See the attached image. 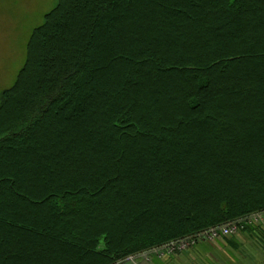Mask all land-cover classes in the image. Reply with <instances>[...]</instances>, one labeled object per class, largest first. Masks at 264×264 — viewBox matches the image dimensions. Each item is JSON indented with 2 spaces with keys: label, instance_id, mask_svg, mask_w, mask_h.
Here are the masks:
<instances>
[{
  "label": "trees",
  "instance_id": "1",
  "mask_svg": "<svg viewBox=\"0 0 264 264\" xmlns=\"http://www.w3.org/2000/svg\"><path fill=\"white\" fill-rule=\"evenodd\" d=\"M0 93V264H118L264 211V0H56Z\"/></svg>",
  "mask_w": 264,
  "mask_h": 264
},
{
  "label": "rangeland",
  "instance_id": "2",
  "mask_svg": "<svg viewBox=\"0 0 264 264\" xmlns=\"http://www.w3.org/2000/svg\"><path fill=\"white\" fill-rule=\"evenodd\" d=\"M55 3L0 0V93L13 83L25 60L31 29ZM127 259L118 264H264V211L236 233L213 238L195 235L192 243L180 249L167 250L163 245Z\"/></svg>",
  "mask_w": 264,
  "mask_h": 264
},
{
  "label": "built area",
  "instance_id": "3",
  "mask_svg": "<svg viewBox=\"0 0 264 264\" xmlns=\"http://www.w3.org/2000/svg\"><path fill=\"white\" fill-rule=\"evenodd\" d=\"M260 215H261V211H253L250 212V214L248 215L236 219L228 220L222 222L221 224L210 225L208 226V228L198 232L195 235H203L206 238H213V237L236 233L238 229H241L245 227L247 224L252 223L253 221L260 218ZM194 236H184L176 240L169 241L164 245V247L167 250H173L174 248L180 249L181 247L186 246L189 243H192Z\"/></svg>",
  "mask_w": 264,
  "mask_h": 264
}]
</instances>
